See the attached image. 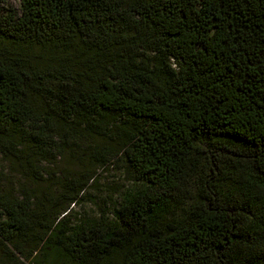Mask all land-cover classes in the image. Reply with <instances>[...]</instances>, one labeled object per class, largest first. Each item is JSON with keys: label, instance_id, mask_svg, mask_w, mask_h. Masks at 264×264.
Wrapping results in <instances>:
<instances>
[{"label": "trees", "instance_id": "obj_1", "mask_svg": "<svg viewBox=\"0 0 264 264\" xmlns=\"http://www.w3.org/2000/svg\"><path fill=\"white\" fill-rule=\"evenodd\" d=\"M17 1L0 264H264V0ZM115 165L120 202L74 212Z\"/></svg>", "mask_w": 264, "mask_h": 264}, {"label": "rangeland", "instance_id": "obj_2", "mask_svg": "<svg viewBox=\"0 0 264 264\" xmlns=\"http://www.w3.org/2000/svg\"><path fill=\"white\" fill-rule=\"evenodd\" d=\"M19 6L20 4L17 0H6V2L0 3V7L3 9L12 8L19 10ZM61 164L65 167L67 160L62 161ZM65 169L67 171L69 167H65ZM96 173L97 180L87 190L86 198L75 205H71L74 212L84 215V219L99 220L101 216L105 218L107 212L113 209L112 200L115 201L116 205L117 202H120V197H123L124 191L132 186V183L126 178L122 167L109 166L105 169H98ZM188 204V199H185L177 207L171 208V212L175 215H180L182 214L181 209ZM39 254L40 252L37 253V257L40 256Z\"/></svg>", "mask_w": 264, "mask_h": 264}]
</instances>
